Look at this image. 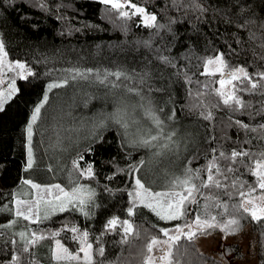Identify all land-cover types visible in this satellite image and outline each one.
I'll use <instances>...</instances> for the list:
<instances>
[{
	"label": "trees",
	"instance_id": "trees-1",
	"mask_svg": "<svg viewBox=\"0 0 264 264\" xmlns=\"http://www.w3.org/2000/svg\"><path fill=\"white\" fill-rule=\"evenodd\" d=\"M39 2L0 0V40L7 59L24 63L33 73L17 81L20 91L0 113V264H13L14 255L18 257L15 264H55L40 260L32 244L18 242L1 228L13 216V194L26 176L27 124L51 83L61 87L47 91L48 100L34 126L33 154L40 159L36 140L47 130L54 125L63 128L50 132L53 141L49 150L53 152L42 168L52 170V175L53 170L57 172V178L48 182L87 187L94 193L92 206L87 207L88 217L67 211L39 223L22 220L24 228L52 245L51 230L76 225L80 232L88 233L93 264H143L148 238L162 234L161 229L182 227L197 216H216L219 223L236 217L240 220L236 234L222 238L220 229L212 228L207 230L210 234L196 239L220 234L218 258L234 264L243 258L242 249L225 240L239 237L247 229L253 237L256 264H264V220L253 221L238 207L248 197L240 193H249L257 185L252 175L255 161L264 158V80L260 79L264 74V0H244L251 9L244 15L233 8V0H198L206 12H200L193 0H177L176 4L173 0H130L144 8L146 15L156 16L152 27L145 26L142 15L123 18L121 9L99 0H44L46 11L40 9ZM246 20L254 23L238 27ZM218 56L228 75L242 68L258 84L252 89L245 78L235 83L233 90L243 107L234 102L224 104L218 95L217 77L204 73L206 62ZM161 57H167L168 62ZM89 69L91 74H87ZM74 71L85 75L75 76ZM117 72L122 74L119 78L114 75ZM118 97L160 103V110L168 107L175 120L190 128L191 145L182 164L199 191L194 193L195 202L186 203L178 220H160L142 206L128 215L134 176L144 168L148 152L129 145L119 127L108 119L114 108L110 98ZM233 150L248 156L233 162ZM221 152L229 159L221 157ZM213 157L223 173L216 175L213 170V175L224 187L204 188L201 185L207 181ZM74 161L81 170L91 165L93 177L80 176ZM34 166L38 168L39 163ZM133 167L137 170L132 171ZM228 167L233 171L227 172ZM259 191L257 187L251 195ZM217 203L226 204L227 211L215 206ZM114 217L130 221L138 235L122 242L121 227L106 228ZM70 237L65 229L58 239L73 252L76 245ZM195 240L182 238L178 242L173 264H221L216 256L200 253ZM101 248L103 255L98 254Z\"/></svg>",
	"mask_w": 264,
	"mask_h": 264
},
{
	"label": "snow or ice",
	"instance_id": "snow-or-ice-1",
	"mask_svg": "<svg viewBox=\"0 0 264 264\" xmlns=\"http://www.w3.org/2000/svg\"><path fill=\"white\" fill-rule=\"evenodd\" d=\"M12 0H9V3H11ZM25 0H20V3L23 4ZM101 3L104 4H110L112 8L114 9H121L125 6L132 7L135 9V11L132 13V15L140 14L143 16L145 26L152 27L155 25L156 16L155 15H146L145 9L142 7H138L135 4H131L130 0H124V2H121V0H100ZM173 3L176 4L177 0H173ZM193 3L195 7L200 12H206L207 9L203 7L200 3H198V0H193ZM32 6H36L34 3ZM39 7L41 10H47V5L44 3V0H40ZM233 8L238 10L239 15H244L245 12L250 11V6L246 3H244V0H233ZM121 17H128L129 12L127 11H121L119 13ZM23 19V17H22ZM229 22H231L229 20ZM248 23H254V20H246L244 24L238 25L240 28H244L247 26ZM160 27H164L163 25H160ZM261 27L264 28V23L261 24ZM145 47H151L149 42H143ZM161 60L163 62H168L167 57H161ZM7 61V52L5 51V45L3 40H0V73H3L5 69L7 71H15L16 75L19 77L20 80H26L29 76H32L33 73L26 68V65L21 62H15L13 63H6ZM220 64V67L216 69L217 72H222L223 70V61L221 57H216L215 60H208L205 64V73L206 74H213L209 70V65L212 64ZM91 69L88 70L87 74H91ZM237 73H243L244 78L249 80L251 83L252 89H255L258 87V84L256 82H252L251 78L248 76L244 70L237 69L234 72L230 73V79L225 80L221 79L219 81L221 88L224 87L226 83H231L233 80L239 79ZM75 76H84L85 73H81L79 71H74ZM114 75L119 78L122 74L117 72ZM260 79L264 80V74H260ZM67 81H65L66 83ZM61 87V84L58 83H51L47 86V91H50L53 88ZM20 91L16 87V80L13 79L9 85L7 91L0 92V113H3L6 111V105L9 104L10 101H12L13 97H15ZM47 91L44 94L43 100L37 103V105L34 107L33 112L31 114V118L27 124L26 130H27V137L29 141V147H28V158L26 163V169H30L33 166V156H32V149H31V138H32V128L33 124L37 121V118L41 114V108L44 106V103L48 100ZM129 91H132L129 89ZM218 95L223 97L224 104H229L230 102H234L236 105L243 107L242 101L235 96V91L225 94L223 91L218 90ZM147 114L153 119L155 125L159 127L161 125V121L156 118L150 109H146ZM208 118V117H205ZM115 122L122 127H127V124L124 122L121 118H116ZM239 123V122H237ZM242 127L247 128V125H242ZM264 128V125L261 126ZM159 137L158 136H151L150 139H144L141 141V143L145 146L149 145L152 141H156ZM168 139H171L169 136ZM221 157H224L225 159H229V157H225V154L223 152L220 153ZM241 156H248V153L245 152H237L235 150L232 151L230 159L235 162L238 157ZM262 157H264V154H261ZM141 164L144 162L141 161ZM74 168L79 171L80 176L84 178H92L94 175L93 169L91 165H89L87 168L81 170L79 167V164L77 161L73 162ZM137 168L133 167L132 171H136ZM213 170L215 171L216 175H222L220 167L217 164V158L213 157V159L208 164V177L207 181L202 183V187L208 188L211 186H215L217 188L224 187V185L221 184L220 180L216 178V176L213 175ZM233 168L228 167L227 172H232ZM252 175L257 178V185L255 187L251 188V191L249 193L241 192L240 195L242 197L244 196H251V192H255L257 187L260 190H264V158L258 159L255 161L254 167L252 168ZM225 179H227V176H225ZM25 184H29L31 188L37 190V199L32 202H25V201H17V204H28L27 208V215L18 207L16 211L17 216H23L24 219H32L33 210L35 209L36 213V219H40L39 211L41 204H44L46 207H52L53 211L59 210V211H65L66 208L69 206L73 208H79L81 212H84L85 215L88 213L85 211V208L87 204L92 200V197L94 193H92L89 189H85L83 186H77L72 189L71 192H66L63 188H60L59 185H54L52 187L48 188H41L40 185L32 183L30 180H25ZM173 188L179 186L182 188V191H174L170 190L167 192H153L150 191L143 183H141L140 179H136L135 181V190L134 194L130 193L129 195L133 197L131 202V207L128 209V215L132 216L134 214V209L138 206H143L147 209H149L152 213L156 215L160 220L164 221H170V220H178L184 215V209L187 202L192 201L195 202V196L194 193L199 191V188L196 184L192 183V178L189 176L183 180H174L172 181ZM235 186V182H233V187ZM55 188L60 195H57L54 197L55 203L53 200H45L43 193H48V195L52 194V190ZM82 193H87V199H85L84 195ZM257 201L264 202V194H261L259 197H252L250 199L242 200L239 204V209H242L243 212L248 213L251 216V219L253 221H262L264 220V203H258ZM215 206L217 207H223L225 211H227V205L226 204H220L217 203ZM45 218H47V214L45 215ZM117 218H112L108 221L106 228L108 229H115L117 226ZM212 228H219L220 231L223 233L222 238H226L229 235H234L240 230V220L236 217H232L226 220L224 223L217 222L216 216H209L204 219H201V217L197 216L195 221H193L192 224H185L183 227L177 226L174 229V232L176 234H170L169 230L161 229L160 231L163 233L167 239L161 241L157 237H152V239L146 244V249L148 253H152L154 250L158 249V246L160 245H166L167 247L162 249V255L159 256L157 259L153 256H147L144 259L143 264H173V248L178 246V242L183 237L187 241L191 242L196 239L198 235H208L210 233L207 232L208 229ZM122 229L124 232V237L122 242L126 243L128 241V238L132 235H138V233L135 232L133 225L130 221L124 220L122 222ZM73 233L78 232V229L71 228L70 229ZM54 235H58V233H54ZM20 236L22 239L26 240L27 244L34 245L37 243L39 239H43L44 237H36L35 234H33L31 239H27L25 237L24 233H20ZM88 233L83 232L77 237H74V239H78L81 243L80 252L83 253V264H93V252H92V245L87 242ZM15 243V241H13ZM24 251H28V247L25 246ZM98 254L103 255L104 250L98 249ZM54 259L57 261L67 260V261H80L81 257L79 255H74L70 253L66 248H63L59 244V241H57V251L54 252ZM18 261L17 256H12V262L15 264V262Z\"/></svg>",
	"mask_w": 264,
	"mask_h": 264
},
{
	"label": "rangeland",
	"instance_id": "rangeland-1",
	"mask_svg": "<svg viewBox=\"0 0 264 264\" xmlns=\"http://www.w3.org/2000/svg\"><path fill=\"white\" fill-rule=\"evenodd\" d=\"M121 10L129 12V16H131L132 13L135 11V9H132L131 7L128 6L121 8ZM129 16L123 18H129ZM142 22H144L143 16H142ZM6 63L14 64L15 61L12 62L7 59ZM218 67H220V64L218 63L209 65V70L213 74L211 75L207 74V75L212 77L216 76L218 80L217 82L218 90L225 92V94H228L233 91V87L235 83L244 78V75L243 73H237L239 79L233 80L231 83H226L224 87L221 88L219 81L221 80L222 76L227 75V77L225 78V80L227 81L230 79V75H228L224 71V65L222 72L216 71ZM26 68L29 69L27 66ZM18 71H19L18 69L15 71H7V69H5L3 73H0V92L7 91L8 85L13 79L16 80V87H17V81L19 80V77L16 75V72ZM204 73H205V69H204ZM110 99L114 103L113 111L111 113H108V119H110V122L119 127L121 134L127 140L129 145L140 146L148 152V157L144 165V168L139 171V174H136L134 176V182L136 181V179H140L141 183H143L150 191L153 192H167L170 190L182 191V188L179 186L173 188L172 181L183 180L189 177L187 170L184 169V164H182V156L191 145L190 128L187 125H183L182 123H179L177 120H175L171 114V111H169L168 107L160 110L159 107L162 106L160 103H157L155 105L151 101L141 100V99L139 100L131 99V98L126 100V98L124 97L123 98L118 97L115 99L110 98ZM45 104L46 102L44 103V106ZM43 107L41 108V110L43 109ZM55 109H57V106ZM146 109H150L152 114L161 121V125L159 127L155 125L153 119L147 114ZM116 118L123 119L124 122L127 124V127L125 128L117 124L115 122ZM35 124H33V128H32V138L30 145L32 149L33 166L32 168L26 170V176L24 177V181L30 180L32 181V183L40 185L41 188H48L54 185H59L60 188H63L66 192H71L74 187H77L79 185L69 184L70 187H67L64 186V184L58 182H54V181L48 182V180H51L54 177L57 178L55 175L57 172L53 170V173L55 172V174L52 175L51 174L52 170H43L42 168V166L46 164L48 158L52 156V152H53L49 150V144L53 141V136L49 135L50 132L57 133L58 130L60 131L63 128H58L56 127V125H54L51 131L50 129L47 130L43 137H39L36 140V142L40 145V149H39L40 159L36 160L33 154V141H34L33 134H34ZM151 136H158L159 138L156 141H152L147 146L141 143L142 140L150 139ZM169 136L171 137V139H168ZM28 147H29V141L26 130V163L28 158ZM37 162L39 163V167L35 168L34 165ZM24 181L15 190L13 194L12 218L8 220L6 223L1 225V228L5 232L12 235V237L18 242L26 243V240L21 238L20 233H24L27 239H31L33 236V234L29 230H27L22 226L21 224L22 220L28 221L30 223H39L67 211H75L77 214L85 215V213L81 212L78 207L73 208L69 206L68 208H66L65 211H59V210L53 211L52 207L50 206L46 207L44 204H41L39 211L40 219H36L35 209L33 210L32 219L30 220L24 219L23 216H17L16 211L18 207L25 213V215L28 214L27 213L28 204L26 203V204L18 205L17 204L18 200L25 202H32L37 199V190L31 188L29 184H25ZM84 188L88 189L87 187ZM261 194H264V190H260L258 193L248 196L246 199H250L252 197H259ZM42 195L44 196L45 200H53V202L55 203L54 197L60 195V193L55 188H53L51 195H48V193H43ZM82 195H84L85 199H87V193H82ZM257 202L264 203L261 201H257ZM89 206H92V200L87 204L85 208L86 212L87 210H89L87 208ZM146 210L150 211L147 208ZM46 214H47V218H45ZM89 215L90 213L85 216L88 217ZM122 222L123 221H118L117 223V225L121 228H122ZM192 223L193 222H190L188 224H192ZM73 227L78 229V232L73 233L70 230ZM175 228L176 227H174L173 229H169L170 234H176L174 232ZM65 229L68 230V233L71 236L70 241L76 245V250L70 253L74 255H79L81 257L80 261H67V260L57 261L54 259L53 254L55 251H57V241H59V244L63 246V248L67 249V247L62 243V241L58 239L59 235L65 232ZM54 233H58V235H53ZM82 233L83 232H80L79 228L76 225H73L71 227H66V226L63 228L60 227L53 231L51 230L50 237L55 238L54 244L49 245L47 243H44L42 241L43 239H39L37 243L33 245L35 254L40 260L52 261L55 264H83V253L80 252L81 243L78 239H74V237H77ZM37 237H41V235ZM152 237H157L161 241L167 239V237H165L162 233L159 235L150 236L148 238V242L152 239ZM225 241L228 243H237L242 249L243 258L241 260H236L234 264H256V253L253 243V237L249 232V230L246 229L239 237H231ZM195 244L200 253L213 255L218 258V252L220 251V234H215L205 238H197L195 240ZM166 247H167L166 245H160L158 246V249L154 250L152 253L147 252L146 257L153 256L158 258V254L160 253L159 251ZM218 260H220L221 264H228V262L225 259L218 258Z\"/></svg>",
	"mask_w": 264,
	"mask_h": 264
},
{
	"label": "water",
	"instance_id": "water-1",
	"mask_svg": "<svg viewBox=\"0 0 264 264\" xmlns=\"http://www.w3.org/2000/svg\"><path fill=\"white\" fill-rule=\"evenodd\" d=\"M121 2H124V0H121ZM226 77H227V75L222 76L223 79H225ZM222 78H221V79H222ZM159 252H160V253H159V256H160V255L162 254V250H160ZM159 256H158V258H159ZM158 258H157V259H158Z\"/></svg>",
	"mask_w": 264,
	"mask_h": 264
},
{
	"label": "flooded vegetation",
	"instance_id": "flooded-vegetation-1",
	"mask_svg": "<svg viewBox=\"0 0 264 264\" xmlns=\"http://www.w3.org/2000/svg\"><path fill=\"white\" fill-rule=\"evenodd\" d=\"M162 255V254H161ZM158 256H159V254H158Z\"/></svg>",
	"mask_w": 264,
	"mask_h": 264
}]
</instances>
